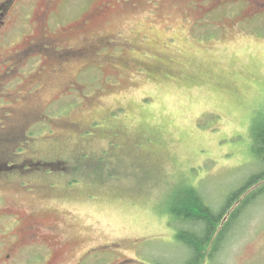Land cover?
I'll return each instance as SVG.
<instances>
[{"label":"rangeland","instance_id":"obj_1","mask_svg":"<svg viewBox=\"0 0 264 264\" xmlns=\"http://www.w3.org/2000/svg\"><path fill=\"white\" fill-rule=\"evenodd\" d=\"M44 6L20 1L2 52L42 37ZM45 29L39 43L60 51L115 45L72 63L30 52L4 80L45 95L0 118V264H186L195 253L176 236L190 228L172 214L182 189L218 214L261 168L264 0H56ZM250 193L202 264H264V194Z\"/></svg>","mask_w":264,"mask_h":264},{"label":"trees","instance_id":"obj_2","mask_svg":"<svg viewBox=\"0 0 264 264\" xmlns=\"http://www.w3.org/2000/svg\"><path fill=\"white\" fill-rule=\"evenodd\" d=\"M252 141V154L261 168L249 178L247 183L227 196L226 205L218 214H214L212 207L205 202L202 195L196 189L184 187L179 193L181 199L178 200L179 202L172 210L173 219L187 223L190 229L179 230L176 237L187 250L189 249L195 253V258L187 261L186 264H202L208 255L210 247L214 245V250H216L222 236L228 232L230 223L237 217L238 212L250 204L251 199L247 198V200L240 204L238 210L232 212L230 206L233 202L237 201L239 203L241 195L246 194L248 191H251L250 195H253L252 198L256 197L257 193L258 197L264 194V120L258 122V125H254ZM254 188L257 189L252 193V189ZM225 212L230 213L231 220L229 219V222L222 223ZM221 224L223 228L218 233V236H216L218 227Z\"/></svg>","mask_w":264,"mask_h":264},{"label":"flooded vegetation","instance_id":"obj_3","mask_svg":"<svg viewBox=\"0 0 264 264\" xmlns=\"http://www.w3.org/2000/svg\"><path fill=\"white\" fill-rule=\"evenodd\" d=\"M21 0H0V34L2 31V28L5 26L7 28V24L12 21L13 14L18 10V5ZM56 0H44L45 6L44 8L38 13V23L39 26V32L41 33L42 37H36L32 38L26 45L27 52L26 53H20V54H14L9 55L8 53L2 52L0 50V118H7L8 112L9 117L12 118L13 115L15 118H17L18 114V106H21L27 102H29L32 99L35 100H42L45 94L40 93V89H42V86L40 84H34L30 87L28 91H11L7 92L6 89L13 88V86L8 85V83H5V79L7 77H10L8 79L13 78H20L18 76L19 73H22V65L23 62L28 58L26 56L30 52H42V55L46 56L47 54H53L55 56H58L61 61L72 63L76 59H85L87 56L96 53L97 48H101V44H112L115 45L113 40H109L107 37L103 38L102 41L97 42H91L81 48L73 49L67 46H63L61 51L53 48L51 45L47 44H40L39 41L42 38L48 39V31L45 29V21L46 18L53 7ZM111 1V0H109ZM258 2V0H256ZM109 5L104 6V10H108ZM97 16H100V14L96 13ZM92 19L89 18V20ZM87 22V21H85ZM35 36V35H32ZM45 53V54H43ZM35 56H32L27 61H31L34 59ZM47 57V56H46ZM62 61V62H63ZM6 65V67H4ZM16 73V74H15ZM7 80V79H6ZM15 103H11L14 102ZM11 103V104H17V106L11 107V109H8L5 104ZM1 128V126H0ZM34 232H32L31 229L25 228L22 230V237H20V240L23 242L32 243L36 237L32 236ZM13 255H6V260L9 261L10 264H18L17 259ZM43 254L39 256V258L42 259Z\"/></svg>","mask_w":264,"mask_h":264}]
</instances>
